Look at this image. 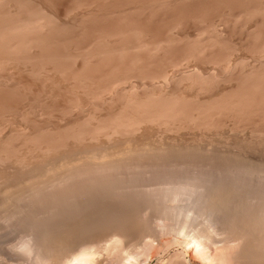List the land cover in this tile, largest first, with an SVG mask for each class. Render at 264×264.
I'll return each instance as SVG.
<instances>
[{
    "label": "bare ground",
    "instance_id": "6f19581e",
    "mask_svg": "<svg viewBox=\"0 0 264 264\" xmlns=\"http://www.w3.org/2000/svg\"><path fill=\"white\" fill-rule=\"evenodd\" d=\"M3 1L4 0H0V7H1V4L4 3ZM5 1H9L8 4L9 3L11 4V2H12L10 0H5ZM20 2H19V4H22V3H24V0L22 3H20ZM34 2H35V0H34ZM262 2H264V0ZM14 3H12V7H13ZM28 3H29V1H28ZM263 5H264V3H263ZM6 6H8V5H6ZM28 6H29V4H28ZM18 7L22 8V6H18ZM18 7H16V9H18ZM36 7H38V6H36ZM259 7L261 8V5ZM25 8L23 11H21V9L19 8V10H16L18 12H15V13H12L11 10L10 11L8 10L7 12H5L6 10H2L0 8V70L2 69L0 72H2V73L5 72V75H7L9 71H11V73H12L13 70H14V72L16 70H19V71L22 70V73L24 72L23 70H28V71H26L28 74L30 73L32 76V74L35 73V76H38V78H40L41 74H42V70L43 71L45 70L46 74L44 71L43 72L44 75L42 74L43 75L42 77L45 76L47 78V76L49 75L50 72L47 73L48 71H47L46 67L43 66L42 62L49 60V61H52V64L54 65V63L56 61H58V58L55 59L57 55H58V57H60L59 61H61V58H62L61 55L59 56V54H60L59 52H58L59 54H57V53H54L55 51L52 52L49 49L50 45H49V48H47L48 47L47 45L49 44V42H46L47 38L49 39V37L47 36V34H48L47 30L51 26L49 32H52V34H54L53 31H54L55 27L54 28L52 27V26H55L53 24L54 21H53L52 16L50 18L49 13L47 14L46 11H45V13L42 12V8H39L37 10L36 9L34 10L32 8L33 11L31 10V8L30 9L26 8V9H29L31 11L24 12L26 10ZM14 10H15V8H14ZM38 10H40V11H38ZM261 11H264V10L261 9L260 12ZM53 16H54V13H53ZM73 16H75V15H73ZM132 17H134V16H132ZM56 18H59V17H56ZM128 18H129V16H128ZM251 18H249V19H251ZM60 19H62V18H60ZM51 20H52V25H51ZM64 20H65V18H64ZM55 23H56V21H55ZM76 23H78V22H76ZM236 23H238V22H236ZM212 24H214V23H212ZM220 24H222V23H220ZM60 25H61V23H60ZM181 25H182V23H181ZM240 25H242V24L240 23ZM69 27L70 26H68V28ZM218 27L220 28V26H218ZM52 28H53V31L51 30ZM64 28H65V25H64ZM71 28H73V27H71ZM174 28H176V27H174ZM56 29H58V28H56ZM56 29H55V31H56V35H57ZM59 29H61V28L59 27ZM209 29H212V26H210ZM68 30H72V29H67V32H68ZM65 31H66V29H65ZM213 31L215 32V30H213ZM67 32H65V34ZM134 32L136 33V31H134ZM60 33H62V32H60ZM60 33H59V35H60ZM49 34H51V33H49ZM219 34H221V33H219ZM51 35H49V36H51ZM178 35H176V36H178ZM212 35H215V34H212ZM212 35H209L212 38L207 37V39L210 38L207 41L208 43L206 42V39H205L206 43L202 44L204 42V41H202L201 42L202 45L199 43L201 41V38H200V41L199 42L197 41L199 43V45L196 43V45L199 46V48L197 50L203 51V49L205 50V48H207L208 46L210 47V45L213 46L214 43L216 44V42H218V40L220 38L219 37L216 38L215 36L213 37ZM251 35H252V33H251ZM256 35H258L257 32H256ZM61 36H63V35H61ZM69 36H71V35H69ZM181 36H182V34H181ZM200 36H203V35H198L197 37L199 38ZM220 37H222V34ZM223 39L224 38H222V40ZM60 40H62V39H60ZM142 40L145 41L144 39H142ZM169 40H171V39H169ZM194 40H196V37L192 41H194ZM105 41L107 43H109L107 40H105ZM137 41H141V40H139V38H138ZM163 41H160V42L157 41L158 43L154 42L155 44L152 47H150L151 45L149 43L153 44L152 43L153 41H151V42L149 41V43H142L141 42L140 44L138 43L139 45L135 44L134 50H133V48H130V47H133V45L128 46V47L130 49H132V51H134V52H135L136 48H137V52H140L142 50V48L148 47L146 50L149 52L148 49L156 50V49H159V47L161 45H162V47L165 46V45H163V43H164ZM175 41H177V40H175ZM263 41H264V39L262 40V42ZM165 42H167V41H165ZM220 42H222L221 39H220ZM61 43H63V42H61ZM165 44H166L165 47L167 48L169 45L167 46V43H165ZM168 44H170V43H168ZM64 45H62V46H64ZM217 45L213 46L212 48L217 47ZM228 46H227V48H228ZM59 47H61V46H59ZM124 47L121 48V46H120V48H118L116 50H114L115 47H113L114 49L110 50V51H111V53L118 52V54L120 55V56L118 55V57L121 58L122 57L121 55L124 54L125 52H127V50L124 51L125 48L128 49V47H125V48ZM218 47H220V46H218ZM261 47H262V49L261 48H259V49L264 52V46H261ZM194 49L192 48V50H194ZM235 49H236V47H235ZM55 50L57 51V46H56ZM86 50H84V52ZM106 50L102 49V50H100L102 52H100V53L98 52V53L104 54V53H107L109 51V50H107V51ZM146 50L144 49L143 51H146ZM161 50H158L157 52H159V51L161 52ZM206 50H208V49H206ZM240 50H242V49H240ZM66 51H68V50H66ZM66 51H65V53H66ZM132 51H130V52L132 53ZM190 51H191V49H190ZM228 51H230V50H228ZM228 51H226V53ZM261 51H260V54H261ZM93 52H95L94 54L97 57L98 55H97L96 51H91L92 55L90 52H88V54H90V55H88V54L86 55V53H85L84 56L82 54L78 53L79 55H82V56H79V55L78 56L81 59L84 58L83 60H85V57H86V59L88 58L89 60L87 62L90 63V58L94 57ZM157 52H155V53H157ZM188 52H189V50H188ZM188 52H186V53H188ZM254 52H255V50H254ZM263 52L261 54L262 56H264ZM68 53H69V51H68ZM109 53L110 52H108V54ZM115 53H113V54H115ZM127 53H129V52H127ZM198 53H200V52L198 51ZM204 53H206V51ZM213 53L214 52H212V54ZM226 53H224V54H226ZM230 53L232 54V52H229L228 54H230ZM233 53H234V51H233ZM55 54H57V55L55 56ZM62 54H64V53H62ZM149 54H150V52H149ZM192 54H193V52H192ZM235 54H237V53H235ZM66 55H68V54H66ZM199 55L201 56V53ZM207 55H208V53H207ZM63 56H65V55H63ZM70 56H72V55H70ZM100 56L103 57L102 55H100ZM100 56H98V57H100ZM106 56L107 55H105V57ZM138 56H141V55H138ZM190 56H192V55H190ZM214 56H216V55H214ZM68 57H69V55H68ZM74 57H75V55H74ZM125 57L126 56L123 55L122 58H125ZM130 57H132V56L129 55V57L127 59H129ZM135 57L133 59L134 62L136 61ZM208 57H207V59H208ZM219 57L221 58L222 56L220 55ZM227 57L228 56H226V58ZM229 57L231 58V56H229ZM232 57H234V56L232 55ZM120 58H117L118 59L117 61H121V60H119ZM186 58H187V56H186ZM226 58H223L224 63H226V61H228V60L229 61L225 65H224V63L222 64V65H224L222 67L224 72L220 70L221 73H224V74H226L225 71H228V73H229L230 71L232 72L234 68L236 70V66L238 67L237 64L240 61L239 60L238 63L236 62L234 64V63H232L233 61L231 62L230 59L227 60ZM45 59H47V60H45ZM71 59H69V60L71 61ZM127 59H125V60L123 59V60L126 62ZM207 59H206V61H207ZM211 59H212V57H211ZM223 59L221 58V61ZM225 59H226V61H225ZM263 59L264 58L259 60L258 64L260 65V67L264 66V60ZM72 60H74V59H72ZM95 60H97V59H95ZM129 60H131L130 62H132V59H129ZM129 60L127 62H129ZM108 61H109V59H108ZM143 61H146V60L144 59ZM67 62H68V60H67ZM257 62L258 61H256V63ZM85 63H86V61L84 62V64ZM217 63H218L217 65H219V62H217ZM240 63H241V61H240ZM256 63L255 64L253 63L254 65H251L252 63L249 64L250 67L248 65L247 67H249V68H247V71H245L243 74L241 72H243L244 70L242 71V69H240L241 72L239 70L241 75L245 74V77L243 76L244 77L243 84L245 85L246 82H248V81H249V84L251 83V87L249 86L251 88L250 93H248L249 92L248 91L249 87H248V90H246V91L240 90L241 93L239 94V96L238 97L234 96L233 99H227V97L224 96L223 100L221 98H218L221 100H217V99H215L216 97L215 98L213 97L214 99H212V101H211V99L207 100L206 103L211 101V103H208V105L205 104V101L204 102L202 101L203 104L199 103L200 105H198V106L193 104V106H196V107L193 108L195 110V111L193 110L194 112H192V109H191L192 113L190 112V114H191L192 118L191 117L190 118L195 120V121L196 120L201 121L200 119L203 116H205L206 119L204 117L203 119H205V120L202 119V121H205V122H200V123L198 122L199 124L197 122H191V121H189L188 123L189 124H190V122L193 123L194 128H196L198 126V129H201L202 126H204V128H209V129L212 127L213 128L214 127H216V128L221 127L222 128V126L225 127L224 124L226 121L224 122L222 120L223 121L222 122L221 120L217 121V119H216V121L211 122V120H212L211 118L214 117V115H213L214 113L219 114V113H222L223 110L224 111L226 110L227 115H229V113H231L235 109H237L238 112L244 113V112H242L245 110L243 108H246L249 105L251 106V104L254 105L257 100H260V102L264 101V88H263V86H264V69L262 68L263 71H261V69L256 68L258 65V64L256 65ZM37 64H39L40 67L39 66L36 67ZM60 64H62V63H60ZM129 64H131V63H129ZM139 64H140V62H139ZM169 64H171V62ZM176 64L174 67H176V66L180 67V65H176ZM241 64H244V60H243V63H241ZM45 65L48 66L49 64H45ZM119 65H118V67H119ZM137 65L138 64H136V66ZM150 65H152V64H150ZM188 65H190V64H188ZM220 65H219V67H220ZM240 65H239V67H240ZM246 65H244V66H246ZM51 66L49 65V67H51ZM74 66H75V64H74ZM82 66L83 65H81V67ZM128 66H127V68H128ZM146 66H147V64H146ZM161 66H163V65H161ZM8 67H10L13 70H10V68H9V71L6 74V71H4L3 68L6 69ZM54 67H51V68H54ZM75 67H77V66H75ZM115 67H116V65L113 68H111V70L114 69ZM139 67L141 69V65ZM183 67H184V65H183ZM191 67H194V66H191ZM131 68H129L130 73H131V71L133 72V71L137 70L135 68H134L135 70H132ZM142 68H143V66H142ZM144 68L146 69L147 67L144 66ZM48 69H50V68H48ZM71 69H72V67H71ZM163 69H165V68H163ZM220 69H221V67H220ZM55 70H57V69H55ZM138 70H137V73H138ZM168 70H171V69H168ZM50 71H51V69H50ZM113 71L112 72L115 74L116 70H113ZM161 71H162V69H161ZM220 71L218 70V72H220ZM31 72H33V73H31ZM59 72L60 71L57 70L58 74H59ZM125 72H126V70H125ZM147 72L148 71H146V73H145V71H144L145 74L141 75L140 78L150 79L149 81H151V83H150L151 86H153L154 84L157 86V84H156L157 82H155V81L156 80L158 81V78L162 77L163 79L162 78L161 79L164 80V83H167L169 85V86L168 85H166V86L171 87L170 86L171 80L173 81L175 79V77H169L168 76L169 73L167 72V70H165V72H162V74L161 73H159V74L158 73L157 74H155V73L154 74H148ZM213 72L214 71H212L211 73H208V71H206V73H205V72H203V69L201 71V70L195 68L194 72L193 71L188 72V73L184 72V73L179 74L178 77H179L180 81L181 80L190 81L189 82L190 85L192 83L193 84L198 83L197 86L200 84V86H198V88L199 87L201 88V85L204 87V85H206L207 82L209 83V80H211V79L215 80L217 78V80H218V77L221 74H218L216 72L213 73ZM22 73H20V74H22ZM61 73H63V72H60V74ZM77 73H78V75L81 76V74L79 72H77ZM85 73L83 72V74H85ZM127 73H124V76ZM15 74L12 73L11 76H7V77H9L7 79H10V78L13 79V77L17 78L18 76H16ZM39 74H40V77H39ZM110 74H112L111 71H110ZM224 74H222V75H224ZM234 74H235V72H234ZM9 75H10V72H9ZM64 75H65L64 76L65 79H68V77L66 78V75L70 76L68 74H64ZM105 75H107V73H105ZM226 75H224L223 78H221L222 77L221 76L219 80H221V81H222V79L224 80V77ZM232 75H233V72H232ZM232 75L230 77H232ZM72 76H74V75H72ZM77 76L75 75L76 78H78ZM89 76H86V78ZM116 76H117V74H116ZM116 76L115 77L113 76V78H111L107 81H104V82L100 81L102 83H100V84L97 83L98 84V85H96L97 87H92L91 85H89V83L84 80V78H85V76H84L83 78L80 77L79 79L76 80V81H78L77 87H79V89H81L80 91H82V92L78 91L77 90L78 88L76 86L72 87V91L76 92V90H77L76 93L80 92V94L81 93L90 94L91 97L97 99V101L101 100V102H104V104L106 102L109 103V101H112L116 95H119L120 98L122 97L123 99H125V101H123L124 103L122 105V108L121 109L119 108L120 110L117 113L111 114V117L108 119L109 121L106 120L107 122L104 121L103 124L101 123V125H98V126H97V123H98L97 122L96 127L93 128L95 130L92 129L93 132L90 131L91 132L90 134H87V133L83 132V130L81 131L80 129H79V131L77 130L78 132L75 131L76 133L73 131L75 133L73 135L76 138L77 143L79 142L78 144L83 145L84 143H82V142H84V141L87 142V140L90 139L88 141V142H91V144L89 143L90 145H87V146L81 145L82 147L81 146H79V148L74 147L75 149L73 147H69V148H73V149L70 150L69 152H65V153L63 152V153L59 154L57 152L58 155H56V157H55V154L53 155L55 160L53 159L52 162L49 161V159H47V157H46V160L43 159V160H45V162L43 161V163L41 162V164L39 162H38V164H36L32 161V164H36V165H33L35 167L33 168V166H32V169L30 171H28V172L26 171V174H28L27 177H26V175L22 174L23 176H25L24 179H16L14 184L9 185V186H8V183H7V185L5 184L6 186H3L4 183L0 184V198H1L0 199L1 200L0 201V212H2V210H3L6 214V217H3V218L8 217L9 219L11 218V220L17 219L16 222H18V223H16V224H21V227H23V225L25 224L24 228L26 229L28 227V229L30 230V232L29 231L25 232V234H23V235L20 234L21 236L19 238L17 237L18 239H16L15 242L13 241L10 243H6V242L0 240V261H2V259L4 260L6 258V257L3 258V254H4L5 256L7 255L8 257L10 255L16 257L17 262L21 263V264H104L105 261H107V259H108V258H106V256L108 254L111 255L112 253L114 254V252L116 253L118 251L117 254L119 253L120 256L117 255V257L119 256L122 258V259L119 258V260H121L123 264H132V261H136L135 260V259H137L136 257H138V256L140 257L139 254L142 253L141 251H143V247H144V253H145V247L147 248L146 245H148V247L153 246V248H152L153 251L151 253L149 252L150 254L146 252L147 258L152 260L151 258H153V257L155 259H156V257H158V258L162 257L164 259V258H166L165 256H167V257H169V259H166V260H168L167 262H165L166 264H222L221 262H223V261H228V264H231V263H229V261H231V262L235 261V264H236L237 261L243 263L244 261H242V260H245V261L249 260L247 258L252 253L248 255L249 252L246 254L247 251L246 252L242 251V249H244L245 245H249V243L251 245V243H252L251 241L254 240L253 242H255V245L252 243L253 246L257 245L260 248H262V247L264 248V162L258 161V160L254 161L253 160L254 158H250L251 155L249 156L246 154L247 152H245L246 151L245 149L247 148L246 147L247 145L246 146L242 145V143L239 140H237L238 139L237 137H239V139H240V137H242V142H243L244 141L243 136L245 134H243V132H242L243 136H239L240 134H238V136L236 137V135H237L236 134L235 136H233L234 138L233 137L230 138L231 136L226 137L224 133L222 134L221 132L217 131L219 133V135H221V134L224 135L223 137L218 139V135H216L217 132L215 133V131L218 129H216L214 131V134L216 136L215 138L211 137L214 134L213 135L209 134L207 136H210V137L205 138V139L212 138L209 140V142H208V140H207V142L206 141L204 142V140L202 142L201 138L202 137L204 138V136H201V137L199 136L200 137L199 138L197 135L194 136L193 134L192 135L194 137L190 136L188 138L187 137L184 138V136H183L184 134L182 135V137H180V136L176 137V135L178 133L175 136H173L175 133L173 135L171 133H170L171 135H168V134H162L161 135L158 133L161 129L164 132L172 131V133H173V131H175V130L178 132V129L183 128L182 125H184L185 122L188 121V120H185L187 116L189 117V113L186 112L187 107L183 108L184 104L182 105V103H181V100H182L181 97L183 94L181 95L179 93L181 95V97L179 98V96L177 95L178 92H175L176 90H174V91L168 90V88H166L167 89L166 90V89H164L165 86L162 87L163 83L162 84L159 83L161 85V87L160 88L157 87L158 90L156 88L153 90V88L150 87V88H152V91L150 89V91H147V92L145 91L144 95H137V94H135V91H134V90H137V89H135L136 85L133 83L130 75H126L125 77H118V76L116 77ZM23 77H24V75L22 76V78ZM26 77H29V76L25 75V82L24 83H26V79H27ZM45 77H44V80H45ZM57 77H59V76H57ZM57 77L53 76L54 80H56ZM136 77H137V75H136ZM48 78H50V77H48ZM59 78L61 80H63L62 76ZM59 78L57 80H60ZM107 78H108V76H107ZM133 78H134V76H133ZM239 78L240 77L237 76V81L239 80ZM1 79H3V77H1ZM7 79H5V80H7ZM12 79H10V80H12ZM20 79H19V81L22 80V79L21 80ZM30 79H31V77H30ZM241 80L243 81V78H241ZM241 80L239 82L240 84L242 82ZM2 81H4V79ZM9 81H8V83H7V81L4 83H7L9 85ZM12 81L14 82V79ZM19 81H18V83H22ZM23 81H24V79H23ZM37 81H39V80H37ZM71 81H74V80H71ZM96 81H98V79ZM57 82H59V85H60V81H57ZM91 82H93V81H91ZM126 82H130V87L128 90L125 89V88H127L126 86H128L125 84ZM146 82H147V80H146ZM15 83H17V82H14L13 84H15ZM27 83H28V81H27ZM62 83H61L60 87H62ZM76 83H75V85H76ZM152 83H154V84H152ZM214 83H215V81H214ZM10 84H12V83H10ZM66 84L64 85V83H63L64 86H66ZM68 84H69V82H68ZM72 84H73V82H72ZM235 84H236V82H235ZM240 84H238L239 86L237 85L238 86L237 88L240 87ZM57 85H58V83H57ZM124 85H126L125 88H124ZM195 85H193V86H195ZM227 85H228V83H227ZM4 86H6V85H4ZM67 86H69V85H67ZM28 87L30 89L29 85H28ZM39 87H41V86H39ZM46 87H47V85H46ZM175 87H176V84H175L174 88ZM241 87H242V85H241ZM241 87L239 89H241ZM43 88H41V89H43ZM57 88H58V86H57ZM73 88L74 89L77 88V89L74 90ZM178 88H179V86H178ZM237 88H235V89H237ZM4 89H5V87H4ZM24 89H25V87H24ZM31 89H32V87H31ZM59 89L60 88H58V90ZM64 89H65V87H64ZM64 89L62 90L63 92H64ZM145 89H146V87H145ZM202 89L204 91L205 88H202ZM245 89H247V88L245 87ZM1 90H2V88L0 89V91ZM10 90L13 91V89H10ZM46 90H47V88H46ZM58 90H56V91H58ZM143 90H144V88H143ZM7 91H8V87H7ZM28 91L31 92V90H28ZM28 91H27V93H28ZM36 91H37V89H36ZM56 91H55V93L57 95ZM59 91H61V90H59ZM232 91H233V88H232ZM237 91L239 92V90H237ZM13 92H15V91H13ZM32 92H34V91H32ZM40 92H41V90H40ZM43 92H44V90H42V93ZM67 92H68V88H67ZM42 93H40V94H42ZM51 93H53V94H51V95L49 93H47L48 95L45 94V97L43 98V100L46 97L47 98L50 96L52 97V95H54V91L53 92L51 91ZM60 94L61 93L59 92V95ZM84 94H82V96ZM11 95H12V93H11ZM18 95H19V93L16 96L19 97L20 95L19 96ZM59 95H58V98L60 97ZM74 95L75 94L73 93V97H74ZM3 96L7 97V95H3ZM31 96L34 98L35 95H31ZM210 96H212V95H210ZM88 97L91 98L90 96H88ZM88 97H86L85 99H88ZM184 97L185 96L183 95L182 98H184ZM193 97H195V96H193ZM197 97H199V96H197ZM219 97H220V95H219ZM25 98H26V96H25ZM56 98H57V96H56ZM70 98H72V97H70ZM93 98H91L90 100L92 101ZM67 99H68V101L70 100L68 96H67ZM77 99H78V97H77ZM20 100L23 101V99H20ZM48 100H49V98H48ZM55 100H57V99H55ZM6 101H8V99ZM24 101H26V100H24ZM27 101H26V103H30ZM93 101L95 103V100H93ZM185 101H186V97H185ZM46 102H47V100H46ZM71 102H69V103H71ZM73 102H74L75 106L77 103H79V101H77V103H75V101H73ZM196 102L197 101H195V104H196ZM33 103H35V102H33ZM33 103H31V105ZM85 103H88V102H85ZM121 104H122V102H121ZM185 104H186V102H185ZM6 105H7V102H6ZM20 105H22V103ZM20 105H19V107H20ZM43 105H45V104H43ZM47 105H48V103L46 104V106ZM66 105H67V103H66ZM74 105H72V106H74ZM89 105H90V103H89ZM9 106H6V107L8 108ZM78 106L80 108H82L81 107L82 103H80ZM104 106H106V105H104ZM256 106H257V104H256ZM260 106H259V108H260ZM87 107H89V106H87ZM30 108H32V107H30ZM49 108L54 109L50 106H49ZM49 108H47V110ZM59 108L61 110V107H59ZM69 108H70V110H69ZM69 108H68L69 112L71 110L73 111V109H74L73 107H69ZM78 108H75V110H77ZM24 109H25V104H24ZM43 109H45V108L43 107ZM65 109H64V111H66ZM4 110L2 108L1 114H3ZM22 110H23V107H22ZM19 111L16 113H19ZM68 111H66L67 114L69 113ZM212 111H214V112H212ZM251 111H249V112H251ZM8 112H11V111L9 110ZM27 112H28V110H27ZM27 112H26V114H27ZM29 112L31 113V111H29ZM50 112H48V113H50ZM66 112H64V114ZM82 112H84V111H82ZM246 112H248V111H246ZM256 112H259V111L256 110ZM262 112H263V110L261 111V113ZM34 113H35V111H34ZM48 113L46 115L49 116ZM61 113H59V114H61ZM89 113H90V111H89ZM223 113H222V115H223ZM233 113L235 114V112H233ZM5 114H3V115H5ZM10 114H12V113H10ZM13 114H14V112H13ZM217 114H216V117L218 118ZM246 114H248V113H246ZM262 114L264 115V113H262ZM3 115H0V117H3ZM55 115H56V110H55ZM69 115L71 117L72 114L69 113ZM69 115H67V116H69ZM220 115L221 114H219V116ZM227 115L225 114V116H227ZM251 115H252V112H251ZM8 116H9V114H8ZM23 116L24 115H22L21 118L24 121L25 118H23ZM27 116H25V117H27ZM30 116H31V114H30ZM30 116H28V118ZM48 116H45V117H48ZM56 116H59V115H56ZM230 116L233 117V115H230ZM230 116H229V118H230ZM31 117H34V116H31ZM93 117H92V119H93ZM13 118H14V116H13ZM28 118L26 119V121L28 120ZM73 118H76V117H73ZM105 118L106 117H104V119ZM241 118L246 119L244 117H241ZM100 119H102V118H100ZM235 119H236V117H235ZM80 120H82V117ZM94 120H96L95 117H94ZM233 120H234V118H233ZM13 122H15V121H13ZM88 122H86V123L90 124L89 126H91L90 121H88ZM94 122H92V123H94ZM229 122H230V120H229ZM231 122H232V120H231ZM235 122H237V121L235 120ZM40 123H41V121H40ZM67 123H69V122H67ZM67 123H65V124H67ZM73 123H75V122H73ZM240 123H242V122H240ZM232 124H233V122H232ZM232 124H231V126H232ZM3 125H4V123H3ZM67 125H69V124H67ZM77 126H78V123H77L76 127ZM235 126L237 127L236 124H235ZM0 127H1V129L4 128L2 125H0ZM11 127H12V125H11ZM38 127H40V126H38ZM76 127H74V128H76ZM189 127L191 128V126H189ZM236 127H234V128H236ZM240 127L242 128V126H240ZM240 127H239V129H240ZM243 127L245 128L246 125ZM8 128L9 127H7V129ZM67 128H68V126H67ZM79 128H81V127H79ZM185 128H188V127H185ZM12 129H13V127H12ZM54 129H55V126H54ZM61 129H63V128H61ZM236 129H238V128H236ZM35 130H37V128ZM35 130L33 129L32 131H35ZM48 130L46 129V131H48ZM162 130H161V132H162ZM205 130H208V129H205ZM213 130L214 129H212L211 134L213 133ZM224 130H226L225 133H227L228 129L224 128ZM229 130H230V126H229ZM232 130L234 131L233 128H232ZM243 130H244V132H246L245 129H243ZM8 131H10V130H8ZM18 131H20V130H18ZM41 131L42 130H40V132ZM51 131L52 130H50V132ZM54 131L56 132V139H57V136H58L57 134L59 133L60 130L56 131V129H55ZM180 131H182V130H180ZM220 131H223V130H220ZM233 131L231 132V130H230L231 133L235 134V132H233ZM259 131H258V133H259ZM65 132L66 131H64V133ZM230 132L228 131V134H226V135L229 136ZM236 132H237V130H236ZM261 132L262 131H260V133ZM6 133H8V132H6ZM38 133H39V130H38ZM44 133L46 134L45 130L42 133H40L39 135L41 136ZM61 133L62 132H60V134ZM101 133L103 134V136H99ZM208 133H210V132H208ZM253 133H255V132L253 131ZM45 134H44V136H45ZM234 134H232V135H234ZM12 135H13V133H12ZM22 135H24V133ZM33 135H29L30 137L29 136L28 137L31 138V136H32L34 138L36 136V134H35V136H33ZM39 135L36 136V138L40 139ZM65 135H64V138H66V140H68L67 139L68 133H67V137H65ZM9 136H10V133H9ZM20 137H21V135H20ZM60 137H62V139H63V136L60 135ZM69 137H71V135ZM224 137H225V139H224ZM0 138H1V136H0ZM10 138H11V136H10ZM16 138H17V136H16ZM72 138H73V136H72ZM72 138H71V141L75 139V138L74 139H72ZM216 138L218 140H216ZM35 139H33V142ZM49 139L51 140L50 137H49ZM58 139H61V138H58ZM245 139H246V136H245ZM9 140L11 141V139H8L7 141L9 142ZM13 140L11 143H14ZM232 140H233L232 143L236 144V146L240 142L238 145L239 148H237L238 146L236 147L238 150H235L236 148L230 149L229 146L227 145V143H229V145H231L230 141H232ZM260 140L261 139H259L258 141H260ZM31 141H32V139H31ZM250 141H251V139H250ZM18 142H20V139ZM25 142L26 141H24V143ZM38 142L40 143V141H38ZM74 142H75V140H74ZM2 143L3 142H1V145H2ZM21 143H23V142H21ZM34 143L37 144L36 142H34ZM45 143H47V142H45ZM56 143H53L54 144L53 149L57 146V145H55ZM62 144H63V142H62ZM244 144H245V142H244ZM250 144H252V143H250ZM10 145H12V144H8V147ZM14 145L15 144H13V146ZM22 145H20V146L23 147ZM225 145H227L228 147H226ZM4 146L6 148L7 145H4ZM13 146H11V147H13ZM40 146H43V145L39 144L38 148H40ZM64 146L66 148L65 144H64ZM224 146H225V148H224ZM50 147L51 146H49V149L47 147V150L49 152L53 151L52 147L51 148ZM77 147H78V145H77ZM13 148H11V149L14 150ZM32 148H34V147H32ZM35 148H36V151H38L37 146ZM57 148L60 149L61 147L58 146ZM1 149H3V148H1ZM6 149H8V148H6ZM22 149L23 148H21V150ZM62 149H63V147H62ZM39 150H41V149H39ZM47 150H46V152L43 150L44 153H47L48 152ZM67 150H69V149H67ZM55 151H57V149ZM55 151H53V152L56 153ZM248 151H249V149H248ZM250 151H251V149H250ZM21 152L22 151H20V153ZM27 152L29 154L32 153L31 149H29V151H27ZM53 152H51L50 154H46V155L44 154V157L47 155L50 156ZM39 153H41V151ZM7 156H9V155H7ZM22 156H24V155H22ZM26 156H28V154ZM41 156H43V154ZM1 157H2V155H1ZM28 158H30V157H28ZM38 158L39 157H37L36 159L38 160ZM49 158H51V156ZM5 159H6V157H5ZM33 159H35V157ZM22 160L24 161V159H22ZM38 161H40V160H38ZM46 161H48L49 163ZM25 162H27V164H28V159ZM22 163L19 165L20 167H21ZM29 163H31V162H29ZM46 163H48V165ZM23 165L26 168V165L25 164H23ZM28 167H31V165ZM25 168H23V173H25V170H24ZM13 169H15V167ZM26 170H27V168H26ZM12 175L10 177H12ZM14 176H16V175H14ZM10 177H8L9 180L11 179ZM2 182H5V180ZM0 183H1V181H0ZM9 183H11V182H9ZM2 213H1V215H3ZM0 217H1L0 219H2V216H0ZM1 223H2V221H1ZM9 225L11 226L10 223H9ZM9 225H6V226L9 227ZM19 227L20 226H18V228ZM19 229L21 232H23V230H25V229L21 230V228H19ZM15 230H16V228H15ZM9 231H11V230H9ZM8 233H10V232H8ZM3 234H4V232H3ZM238 239L241 240L240 242H242V240H243V243H244V244H241L240 246L238 245V247H240V248H241V246L243 247L242 249H239L241 251H238L237 250L238 248L236 249L237 251L233 250V248H231V247H233V245L231 246V244L232 243L234 244V242L237 241ZM250 247L251 246H249V248ZM259 247H257V248H259ZM115 250H117V251H115ZM148 250L150 251L151 249H147V251ZM144 253H142V255ZM263 255H264V253H263ZM9 259H11V258H9ZM160 260H159V262H160ZM251 260L253 262L252 258H250L249 261L251 262ZM164 261H165V259H164ZM249 261H247V262H249ZM148 262H149V260H148ZM233 262H232V264H234ZM239 262H238V264H239ZM250 262L248 264H250ZM255 262H257V261H255ZM165 263H163V264H165ZM15 264H17V263H15ZM226 264H227V262H226Z\"/></svg>",
    "mask_w": 264,
    "mask_h": 264
},
{
    "label": "rangeland",
    "instance_id": "374dc122",
    "mask_svg": "<svg viewBox=\"0 0 264 264\" xmlns=\"http://www.w3.org/2000/svg\"><path fill=\"white\" fill-rule=\"evenodd\" d=\"M10 1H12L11 2V4L9 3L8 4V2L9 1H3L4 3H2L1 4V9L4 7H6L5 9L3 8L2 10H6L5 12H7L8 10L10 11L11 10V12L12 13H15V12H18V11H16V10H19V8L21 9V11H23L24 10V8L26 7V8H31V10L33 11V9L35 10H37V9H39V8H42V12H44L45 13V11H46V13L48 14H50V18H51V16H52V18H53V24L55 25V26H52L53 28L55 27V29L56 28H58V29H56L57 30V35H56V31H55V29H54V31H53V28L51 29L52 31H53V33L54 34H52V32H49V30H50V27L48 28V34H47V36L49 37V39L47 38V40H46V42H49V44L47 45L48 47L47 48H49V45H50V50L52 51V52H54V53H57V54H59V56L61 55V61H59L60 60V57H58V55L57 54H55V56H56V58L55 59H57L58 58V61H56L55 63H54V65L52 64V61H44V62H42L43 63V66H45L46 67V69H47V73H49V75L47 76V78L45 77V80H44V77H42L43 75H44V71L42 70V74H41V77H40V74H39V77L40 78H38V76H35V73H33V72H31V73H33L32 74V76H31V74L29 73H27L26 71H28V70H23L24 72L22 73V70H16L15 72H14V70L13 69H11L10 67H8V68H3L4 69V71H6V74H7V72L9 71V68H10V70H13V74H15L16 76H18L17 78H14L13 77V79H14V82H17V83H15V84H13L14 82L12 81L13 79L12 78H10V79H12V80H10V79H7V78H9V77H7V76H11V71H9L10 72V75H9V72H8V74L7 75H5V72L4 73H2V72H0V76L1 77H3V79H4V81H2L3 79H1V77H0V89L2 88V90L4 91H0V115H3V114H5V115H3V117H0V122L2 123H0V125H2L4 128H2L1 129V127H0V136H1V138H0V141L1 142H3L2 143V145H1V142H0V161L2 162H0V181H1V183L0 184H3L4 183V185L3 186H6L7 185V183H8V186L9 185H12V184H14V182L16 181V179H24L25 178V176H23V175H26V177H27V175L28 174H26V171L28 172V171H30L31 169H32V166L33 165H36V164H38V162L41 164V162L43 163V161L45 162V160H46V157H47V159H49V161H51L52 162V160L54 159V157H53V155L55 154V157H56V155H58V153L60 154V153H65V152H69L70 150H72L74 147H76V148H79V146H81L82 144H78L77 143V141H76V138L74 137V135L73 134H75L76 132H78L79 131V129L82 131L83 130V132H85V133H87V134H90L91 132H93V130H95V129H93L94 127H96V123H97V126L98 125H101V123L103 124L104 123V121H109L108 119L111 117V114H114V113H117L121 108H122V105H123V101H125V99H123L122 97V99L120 98V96L119 95H116L115 97H114V99L112 100V101H109V103L108 102H106L105 104H104V102H101V100H98L97 101V99H95V98H93V97H91V95L90 94H84V93H81L80 94V92H82V91H80L81 89H79V87H77V85H78V81H76L77 79H79L80 77L81 78H83L84 76H85V78H84V80L86 81V82H88L89 83V85H91L92 87H97L96 85H98L97 83H102V82H104V81H107V80H109V79H111V78H113V76L115 77L116 76V74H117V76L118 77H125L126 75H130L131 76V79H132V81H133V83L136 85V87H135V89H137V90H134L135 91V94H137V95H144L145 94V91L147 92V91H150V89H151V91H152V88H153V90L156 88L157 89V87L158 88H160L161 87V85L160 84H162L163 83V85H162V87H164V89H166V88H168V90H176L175 92H178V96H179V98L181 97V95L183 94L185 97H186V101H185V97L184 98H182L183 97V95H182V97H181V99L183 100H181V103H182V105H183V108H186V112H188L189 113V117L187 116L186 117V119L185 120H188V121H184L185 122V126L184 125H182L183 126V128H180V129H178V132L175 130V131H173V133H172V131H168V132H164L162 129V132H161V130L158 132L159 134H168V135H173L174 133V135L173 136H175L177 133V135H176V137L177 136H180V137H182V135L184 136V138H188V137H190V136H195V135H197L198 137L200 136H204V138L202 137L201 139H202V142H203V140H204V142L206 141L207 142V140H208V142H209V140L210 139H212V138H215L216 136H215V134H214V131L216 130V129H218V130H216L215 131V133L218 131V132H221L222 134L224 133L225 134V136L226 137H230V138H232L233 136H235L236 134V137L238 136V134H240L239 136H243L242 135V132H243V134H245L244 136H243V142H242V137H240V139H239V137H237L238 139L237 140H239L241 143H242V145H247L246 147V151L245 152H247L246 154L247 155H251L250 156V158H254L253 160L254 161H256V160H258V161H263L264 162V115L262 114V113H264V101H262V102H260V100H257L256 102H255V104L254 105H252L251 104V106L249 107H246V108H243V109H245L244 111H242V112H244V113H241V112H238V110L237 109H235L234 111H232L231 113H229V115H227V111L225 110H223V115H222V113H219V114H221L220 116H219V114H217V113H214L213 115H214V117H212L211 119V122L212 121H216V119H217V121H219V120H223L224 122H225V124H224V126L225 127H223L222 126V128L221 127H219V128H216V127H212V128H204V126H202L201 127V129H198V126L196 127V128H194L193 127V123H191V122H205V121H202V119L205 117V116H203L200 120L201 121H195V120H193V119H191L192 117H191V114H190V112H191V109H192V112H194L195 110L193 109L194 107H196V106H193V104L194 105H200L201 103L203 104V102L205 101V104H207L208 105V103H211V101H212V99H214L215 97V99H217V100H223L224 99V96H226L227 97V99H233L234 98V96L235 97H238L239 96V94L241 93V91H246V90H248V87L250 86L251 87V83L249 84V81L248 82H246V84L244 85L243 84V82H244V77H245V74L244 75H241V73L243 74L245 71H247V68H249L250 67V65L249 64H251V65H254L255 63H256V61H258L257 63H256V65L259 63V60H261L262 58H264V56H262L261 54H262V52L263 51H261L259 48H261L262 49V47L261 46H264V41L262 42V40L264 39L263 37H264V11H261L260 12V10L262 9V10H264L263 8H264V5H263V3L264 2H262L263 0H35V2H34V0H24V3H22L23 2V0H10ZM21 1V2H20ZM28 1H29V3H28ZM33 1V2H32ZM157 1V2H156ZM160 1V2H159ZM7 2V3H6ZM15 2V3H14ZM19 2L20 3H22V4H19ZM155 2V3H154ZM164 2V3H163ZM240 2V3H239ZM261 2V3H260ZM12 3H14L13 4V7H12ZM26 3V4H25ZM93 3V4H92ZM145 3V4H144ZM161 3V4H160ZM223 3V4H222ZM248 3V4H247ZM4 4V5H3ZM28 4H29V6H28ZM32 4V5H31ZM40 4V5H39ZM79 4V5H78ZM229 4V5H228ZM244 4V5H243ZM6 5H8V6H6ZM26 5V6H25ZM38 6V7H36V6ZM51 5V6H50ZM159 5V6H158ZM233 5V6H232ZM258 5V6H257ZM261 5V8L259 7ZM10 6V7H9ZM18 6H22V8L21 7H18ZM24 6V7H23ZM34 6V7H33ZM42 6V7H41ZM16 7H18V9H16ZM164 7V8H163ZM246 7V8H245ZM9 8V9H8ZM14 8H15V10H14ZM25 8V9H26ZM33 8V9H32ZM45 8V9H44ZM130 8V9H129ZM154 8V9H153ZM255 8V9H254ZM29 9H26L24 12H27V11H31V10H29ZM44 9V10H43ZM50 9V10H49ZM244 9V10H243ZM246 9V10H245ZM41 10V9H40ZM40 10H38V11H40ZM68 10V11H67ZM85 10V11H84ZM74 11V12H73ZM77 11V12H76ZM83 11V12H82ZM252 11V12H251ZM255 11V12H254ZM20 12V11H19ZM80 12V13H79ZM113 12V13H112ZM152 14H151V13ZM235 12V13H234ZM251 12V13H250ZM53 13H54V16H53ZM115 13V14H114ZM121 13V14H120ZM124 13V14H123ZM131 13V14H130ZM247 13V14H246ZM253 13V14H252ZM256 13V14H255ZM260 13V14H259ZM262 13V14H261ZM73 15H75V16H73ZM80 15V16H79ZM165 15V16H164ZM245 15V16H244ZM82 16V17H81ZM128 16H129V18H128ZM132 16H134V17H132ZM136 16V17H135ZM220 16V17H219ZM238 16V17H237ZM56 17H59V18H56ZM226 17V18H225ZM229 17V18H228ZM248 17V18H247ZM252 17V18H251ZM255 17V18H254ZM60 18H62V19H60ZM64 18H65V20H64ZM87 18V19H86ZM219 18V19H218ZM247 18V19H246ZM249 18H251V19H249ZM58 19V20H57ZM72 19V20H71ZM164 19V20H163ZM241 19V20H240ZM243 19V20H242ZM81 20V21H80ZM131 20V21H130ZM177 20V21H176ZM201 20V21H200ZM221 20V21H220ZM55 21H56V23H55ZM74 21V22H73ZM84 21V22H83ZM238 22V23H236V22ZM59 22V23H58ZM76 22H78V23H76ZM209 22V23H208ZM219 22V23H218ZM234 22V23H233ZM249 22V23H248ZM259 22V23H258ZM60 23H61V25H60ZM65 23V24H64ZM67 23V24H66ZM75 23V24H74ZM181 23H182V25H181ZM212 23H214V24H212ZM220 23H222V24H220ZM240 23L242 24V25H240ZM69 24V25H68ZM78 24V25H77ZM152 24V25H151ZM178 24V25H177ZM198 24V25H197ZM220 24V25H219ZM235 24V25H234ZM247 24V25H246ZM51 25H52V20H51ZM57 25V26H56ZM63 25V26H62ZM64 25H65V28H64ZM70 26L69 28H68V26ZM215 27H214V26ZM63 28H62V27ZM78 26V27H77ZM126 26V27H125ZM208 26V27H207ZM210 26H212V29H209V27ZM218 26H220V28L218 27ZM248 26V27H247ZM250 26V27H249ZM59 27L61 28V29H59ZM71 27H73V28H71ZM77 27V28H76ZM174 27H176V28H174ZM217 27V28H216ZM222 27V28H221ZM178 28V29H177ZM215 28V29H214ZM65 29H66V31H65ZM67 29H72V30H68V32H67ZM209 29V30H208ZM217 29V30H216ZM253 29V30H252ZM60 30V31H59ZM62 30V31H61ZM174 30V31H173ZM206 32H205V31ZM213 30H215V32L213 31ZM64 31V32H63ZM79 31V32H78ZM126 31V32H125ZM134 31H136V33L134 32ZM210 31V32H209ZM222 31V32H221ZM250 31V32H249ZM46 32V31H45ZM60 32H62V33H60ZM65 32H67L66 34H65ZM75 32V33H74ZM122 32V33H121ZM144 32V33H143ZM171 32V33H170ZM196 32V33H195ZM256 32H257V34L258 35H256ZM49 33H51V34H49ZM59 33H60V35H59ZM77 33V34H76ZM138 33V34H137ZM177 33V34H176ZM180 33V34H179ZM189 33V34H188ZM191 33V34H190ZM195 33V34H194ZM203 33V34H202ZM215 34V35H212V34ZM218 33V34H217ZM219 33H221L222 34V37H220L221 36V34H219ZM251 33H252V35H251ZM261 33V34H260ZM86 34V35H85ZM101 34V35H100ZM135 34V35H134ZM158 34V35H157ZM174 34V35H173ZM181 36V34H182V36L180 37L179 35ZM248 34V35H247ZM49 35H51V36H49ZM61 35H63V36H61ZM66 35V36H65ZM69 35H71V36H69ZM76 35V36H75ZM124 35V36H123ZM142 35V36H141ZM176 35H178V36H176ZM189 35V36H188ZM198 35H203V36H200L199 38L197 37ZM209 35H212L213 37L215 36L216 38L217 37H219L220 39H221V41L222 42H220V39L218 40V42H216V44L214 43L213 44V46H216L217 44V47H214V48H212L213 46L212 45H210V47L208 48H205V50L203 49V51L201 50H197L198 48H199V43L201 44V42L202 41H204L202 44H204V43H206L207 41H208V39H210V38H212L211 36H209ZM218 35V36H217ZM251 35V36H250ZM262 35V36H261ZM110 36V37H109ZM148 36V37H147ZM167 36V37H166ZM255 36V37H254ZM54 37V38H53ZM76 37V38H75ZM103 37V38H102ZM136 37V38H135ZM143 37V38H142ZM195 37H196V40H194V41H192L193 39H195ZM207 37H210V38H208L207 39ZM62 39V40H60V39ZM127 38V39H126ZM138 38H139V40H141V41H137L138 40ZM144 39L145 41H143L142 39ZM147 38V39H146ZM189 38V39H188ZM199 40H198V39ZM200 38H201V41H200ZM222 38H224L223 40H222ZM242 38V39H241ZM252 38V39H251ZM113 39V40H112ZM115 39V40H114ZM119 39V40H118ZM136 39V40H135ZM169 39H171V40H169ZM181 39V40H180ZM186 39V40H185ZM203 39V40H202ZM205 39H206V42H205ZM49 40V41H48ZM78 40V41H77ZM103 40V41H102ZM105 40H107L109 43H107ZM110 40V41H109ZM156 40V41H155ZM164 40V41H163ZM170 42H169V41ZM175 40H177V41H175ZM185 40V41H184ZM255 40V41H254ZM54 41V42H53ZM148 41V42H147ZM149 41L151 42V41H153L152 43L153 44H151V43H149ZM160 42V41H163L164 43H163V45H165L166 46V44L165 43H167V48L165 47V46H163L162 47V45L159 47V49H156V50H154V49H148L149 50V52H150V54H149V52L146 50L147 48H142V50L140 51V52H137V48L135 49V52L134 51H132V49H130V48H133V50H134V45L135 44H137V45H139L141 42L142 43H149L148 45L150 46V47H152L155 43L154 42H156V43H158V42ZM165 41H167V42H165ZM173 41V42H172ZM199 43H198V42ZM225 41V42H224ZM227 41V42H226ZM258 41V42H257ZM61 42H63V43H61ZM103 42V43H102ZM111 42V43H110ZM125 42V43H124ZM175 42V43H174ZM180 42V43H179ZM187 42V43H186ZM221 44H220V43ZM54 43V44H53ZM58 43V44H57ZM73 43V44H72ZM80 43V44H79ZM92 43V44H91ZM94 43V44H93ZM97 43V44H96ZM139 43V44H138ZM168 43H170V44H168ZM191 43V44H190ZM196 43L198 44V45H196ZM208 43V42H207ZM228 43V44H227ZM233 43V44H232ZM250 43V44H249ZM263 45H262V44ZM53 44V45H52ZM65 44V45H64ZM128 44V45H127ZM173 44V45H172ZM193 44V45H192ZM201 44V45H202ZM220 44V45H219ZM223 44V45H222ZM238 44V45H237ZM57 46V51L55 50L56 49V46ZM62 45H64V46H62ZM84 45V46H83ZM93 45V46H92ZM121 46V48L122 47H128V46H132L133 45V47H128V49H126L125 47V50L124 51H126L127 50V52H129V53H127V52H125L124 54H122L121 56L123 57V55H125L126 57L125 58H120V57H118V52H113V53H115V54H113V53H111V51L110 50H113L114 48L113 47H115V49L114 50H116V49H118V48H120V46ZM123 45V46H122ZM229 45V46H228ZM59 46H61V47H59ZM80 46V47H79ZM173 46V47H172ZM177 46V47H176ZM185 46V47H184ZM191 46V47H190ZM197 46V47H196ZM218 46H220V47H218ZM227 46H228V48H227ZM240 46V47H239ZM242 46V47H241ZM64 47V48H63ZM75 47V48H74ZM90 47V48H89ZM94 47V48H93ZM165 47V48H164ZM180 47V48H179ZM226 47V48H225ZM234 47V48H233ZM235 47H236V49H235ZM60 48V49H59ZM89 48V49H88ZM162 50H161V49ZM164 48V49H163ZM192 48L194 49V50H192ZM225 48V49H224ZM230 48V49H229ZM255 48V49H254ZM62 49V50H61ZM64 49V50H63ZM87 49V50H86ZM95 49V50H94ZM98 49V50H97ZM102 49H107V50H109L108 52H110L109 54H108V52L107 53H104V54H99L100 52H102V51H100V50H102ZM130 49V50H129ZM146 50V51H143V50ZM167 49V50H166ZM172 49V50H171ZM183 49V50H182ZM190 49H191V51L193 52V54H192V52L190 51ZM206 49H208V50H206ZM227 49V50H226ZM240 49H242V50H240ZM246 49V50H245ZM66 50H68L69 51V53H68V51H66ZM71 50V51H70ZM84 50H86L85 52H84ZM106 50V51H107ZM154 52H153V51ZM158 50H161V52L159 51V52H157ZM181 50V51H180ZM185 50V51H184ZM188 50H189V52H188ZM225 50V51H224ZM228 50H230V51H228ZM248 50V51H247ZM254 50H255V52H254ZM65 51H66V53H65ZM91 51H96V53H97V55L98 56H100V55H102L103 57H96L95 56V52H93V54H94V57H92V58H90V63H88L87 61L89 60L88 58L86 59V57H85V60H83L84 58H80L79 56H84L85 55V53H86V55L88 54V52H90L91 53ZM130 51H132V53L130 52ZM143 51V52H142ZM175 51V52H174ZM198 51L201 53V56L199 55L200 53H198ZM206 51V53H204ZM208 51V52H207ZM226 51H228L227 53H226ZM233 51H234V53H233ZM239 51V52H238ZM260 51H261V54H260ZM59 52V53H58ZM99 52V53H98ZM152 52V53H151ZM155 52H157V53H155ZM174 52V53H173ZM178 52V53H177ZM186 52H188V53H186ZM211 52V53H210ZM212 52H214L213 54H212ZM229 52H232V54L230 55V54H228ZM248 52V53H247ZM259 52V53H258ZM62 53H64V54H62ZM82 54V55H79V54ZM127 53V54H126ZM134 53V54H133ZM143 53V54H142ZM196 53V54H195ZM198 53V54H197ZM207 53H208V55H207ZM224 53H226V54H224ZM235 53H237V54H235ZM253 53V54H252ZM66 54H68L69 55V57H68V55H66ZM77 54V55H76ZM130 56H132V57H130L129 59H132V62H130L131 60H129V59H127L128 57H129V55ZM141 55V56H138V55ZM182 54V55H181ZM187 54V55H186ZM192 55V56H190V55ZM195 54V55H194ZM203 54V55H202ZM211 56H210V55ZM219 54V55H218ZM247 54V55H246ZM263 54H264V52H263ZM63 55H65V56H63ZM70 55H72V56H70ZM74 55H75V57H74ZM79 55V56H78ZM88 55H90V54H88ZM91 55H92V53H91ZM105 55H107L106 57H105ZM151 55V56H150ZM187 56V58H186V56ZM206 55V56H205ZM214 55H216V56H214ZM218 55V56H217ZM222 56L221 58L223 59V58H226V56H228L226 59L228 60V59H230L231 60V62L232 63H238V61L240 60L241 61V63H243V60H244V64H241L240 63V61H239V63L242 65H240L239 63L237 64L238 65V67L236 66V70H235V68L233 69V75H232V72L230 71L229 73H228V71H225L226 72V74H224V73H221V71H223L224 72V70L222 69V67L229 61H226V59H225V61H226V63H224V59L221 61V58L219 57V56ZM226 55V56H225ZM232 55L234 56V57H232ZM254 55V56H253ZM78 56V57H77ZM112 56V57H111ZM120 56V55H119ZM136 56V57H135ZM190 58H189V57ZM195 56V57H194ZM197 56V57H196ZM204 56V57H203ZM209 56V57H208ZM229 56H231V58L229 57ZM243 56V57H242ZM246 56V57H245ZM259 56V57H258ZM72 59H74V60H72ZM96 57V58H95ZM120 58L119 60H121V61H117L118 59L117 58ZM134 57L136 58V61L134 62ZM185 59H184V58ZM207 57H208V59H207ZM211 57H212V59H211ZM217 57V58H216ZM236 57V58H235ZM242 57V58H241ZM255 57V58H254ZM262 57V58H261ZM66 60H64V59ZM139 58V59H138ZM172 58V59H171ZM183 58V59H182ZM200 58V59H199ZM210 58V59H209ZM233 58V59H232ZM240 58V59H239ZM69 59H71V61L69 60ZM95 59H97V60H95ZM105 59V60H104ZM108 59H109V61H108ZM125 59H127L126 60V62L124 61ZM141 59V60H140ZM146 60V61H143V60ZM169 59V60H168ZM206 59H207V61H206ZM235 59V60H234ZM238 59V60H237ZM45 60H47V59H45ZM54 60V59H53ZM67 60H68V62H67ZM79 60V61H78ZM86 61V65L84 64V62ZM104 60V61H103ZM129 60V62H127ZM161 60V61H160ZM168 60V61H167ZM171 60V61H170ZM219 60V61H218ZM250 62H249V61ZM264 60V59H263ZM63 61V62H62ZM78 61V62H77ZM82 61V62H81ZM138 61V62H137ZM142 61V62H141ZM155 61V62H154ZM180 61V62H179ZM213 61V62H212ZM252 61V62H251ZM254 61V62H253ZM51 62V63H50ZM62 63V64H60V63ZM70 62V63H69ZM119 62V63H118ZM124 62V63H123ZM137 62V63H136ZM139 62H140V64H139ZM144 62V63H143ZM159 62V63H158ZM164 64H163V63ZM171 62V64H169ZM175 62V63H174ZM198 62V63H197ZM208 62V63H207ZM217 62H219V65H220V67H221V69H220V67H219V65H217L218 63ZM246 62V63H245ZM49 64L51 67H54V68H51V67H49V65L47 66V65H45V64ZM83 63V64H82ZM126 63V64H125ZM129 63H131V64H129ZM134 63V64H133ZM138 64L137 66H136V64ZM154 63V64H153ZM177 63V64H176ZM186 63V64H185ZM224 63V65H222ZM254 63V64H253ZM74 64H75V66H77V67H75L74 66ZM95 64V65H94ZM105 64V65H104ZM120 64V65H119ZM146 64H147V66H146ZM150 64H152V65H150ZM175 64L176 65H180V67H178V66H176V67H174L175 66ZM188 64H190V65H188ZM212 64V65H211ZM247 64V65H246ZM62 67H61V66ZM66 65V66H65ZM81 65H83L82 67H81ZM85 65V66H84ZM116 65V67L114 68V69H112L111 70V68H113L114 66ZM118 65H119V67H118ZM129 65V66H128ZM132 65V66H131ZM134 65V66H133ZM141 65V69H140V66ZM161 65H163V66H161ZM183 65H184V67H183ZM187 65V66H186ZM200 65V66H199ZM205 65V66H204ZM216 65V66H215ZM239 65H240V67H239ZM244 65H246V66H244ZM249 65V67H247ZM40 67V65L39 64H37L36 65V67ZM58 66V67H57ZM87 66V67H86ZM103 68H102V67ZM127 66H128V68H127ZM136 66V67H135ZM142 66H143V68H144V66L145 67H147L146 69L144 68H142ZM157 66V67H156ZM191 66H194V67H191ZM50 68L51 69V71H50V69H48V68ZM57 67V68H56ZM71 67H72V69H71ZM132 67V68H131ZM173 67V68H172ZM201 67V68H200ZM204 67V68H203ZM244 67V68H243ZM63 68V69H62ZM65 68V69H64ZM89 68V69H88ZM100 68V69H99ZM102 68V69H101ZM127 68V69H126ZM129 68H131L132 70H135V69H139L138 70V73H137V70H135V71H131V73L133 74H131L130 73V71H129ZM135 68V69H134ZM159 68V69H158ZM163 68H165V69H163ZM195 68L196 69H199V70H201L202 71V69H203V72H205L206 73V71H208V73H211L212 71H214L213 73H218V74H221L219 77H218V80H217V78L215 79V80H209V83L207 82L206 83V85H204V87L201 85V88L199 89L198 88V86H200V84L197 86V84L198 83H195V84H191L190 85V81H187V80H181L180 81V79H179V74H181V73H188V72H194V70H195ZM212 68V69H211ZM216 68V69H215ZM239 68V69H238ZM256 68H259V69H261V71H263V69H264V66L262 67H260V65L258 64L257 65V67ZM263 68V69H262ZM55 69H57L58 71H60V72H63V73H61L60 74V72H59V74L57 73V70H55ZM97 69V70H96ZM161 69H162V71H161ZM168 69H171V70H168ZM180 69V70H179ZM185 69V70H184ZM189 69V70H188ZM210 69V70H209ZM240 69H242V71L243 72H241V70ZM2 70V69H1ZM0 70V71H1ZM67 70V71H66ZM101 70V71H100ZM113 70H116L115 72V74L113 73L114 71ZM125 70H126V72H125ZM141 70V71H140ZM164 70V71H163ZM165 70H167V72L170 74H168V76L169 77H175V79L172 81L171 80V83H170V86L172 87H168L169 85L167 84V83H164V80H162L161 78H158V81L156 80L155 82H157L156 84H157V86L154 84V83H152V84H154L153 86H151V81H149L150 79H148V78H140L141 77V75H143V74H145L146 73V71H148L147 73L148 74H159V73H161L162 74V72H165ZM183 70V71H182ZM218 70L220 71V72H218ZM235 70V71H234ZM239 70H240V72H239ZM82 71V72H81ZM103 71V72H102ZM110 71H111V73L112 74H110ZM113 71V72H112ZM119 71V72H118ZM144 71H145V73H144ZM155 71V72H154ZM158 71V72H157ZM160 71V72H159ZM197 71V70H196ZM249 71V70H248ZM19 72V73H18ZM30 72V71H29ZM73 72V73H72ZM77 72H79L80 74H81V76L80 75H78V73ZM83 72L85 73V74H83ZM109 72V73H108ZM128 72V73H127ZM135 72V73H134ZM234 72H235V74H234ZM240 74H239V73ZM2 73V74H1ZM20 73H22L23 75H24V77L22 78V74H20ZM53 73V74H52ZM56 73V74H55ZM101 73V74H100ZM104 73V74H103ZM105 73H107V75H105ZM124 73H127V74H125V76H124ZM130 73V74H129ZM137 73V74H136ZM142 73V74H141ZM173 73V74H172ZM18 74V75H17ZM28 74V75H27ZM45 74H46V71H45ZM55 74V75H54ZM64 74H68V75H70V76H67L66 75V78L68 77V79H65V75ZM123 74V75H122ZM137 75V77H136V75ZM139 74V75H138ZM176 74V75H175ZM222 74H224V75H226L225 77H224V80L222 79V81L221 80H219L220 79V77L221 78H223V76L224 75H222ZM229 74V75H228ZM232 75V77H230L231 75ZM239 74V75H238ZM6 77H5V76ZM14 75V76H15ZM20 75V76H19ZM25 75L26 76H29V77H26L27 79H26V83H24L25 82ZM38 75V74H37ZM62 76V78H63V80H61L59 77H61ZM72 75H74V76H72ZM75 75L78 77V78H76L75 77ZM84 75V76H83ZM90 75V76H89ZM113 75V76H112ZM121 75V76H120ZM53 76L54 77H57V76H59V77H57L56 78V80L59 78L60 80H57V81H60V85H61V83L63 82L64 83V85L66 84V86H64L63 85V83H62V87H60V85H59V82H57L56 80H54V78H53ZM86 76H89V77H87L86 78ZM93 76V77H92ZM95 76V77H94ZM107 76H108V78H107ZM116 76V77H117ZM133 76H134V78H133ZM237 76H239L240 78H239V80L237 81ZM244 76V77H243ZM5 77V78H4ZM30 77H31V79H30ZM48 77H50V78H48ZM97 77V78H96ZM110 77V78H109ZM177 77V78H176ZM22 80H21V79ZM72 78V79H71ZM74 78V79H73ZM76 78V79H75ZM92 78V79H91ZM96 78V79H95ZM107 78V79H106ZM140 78V79H139ZM241 78H243V81L241 80ZM5 79H7V80H5ZM17 79V80H16ZM19 79L21 80V81H19ZM23 79H24V81H23ZM47 79V80H46ZM49 79V80H48ZM65 79V80H64ZM87 79V80H86ZM98 79V81H96ZM106 79V80H105ZM136 79V80H135ZM10 80V81H9ZM16 80V81H15ZM34 80V81H33ZM37 80H39V81H37ZM43 80V81H42ZM69 80V81H68ZM71 80H74V81H71ZM89 80V81H88ZM93 81V82H91V81ZM138 80V81H137ZM141 82H140V81ZM146 80H147V82H146ZM178 80V81H177ZM240 80L242 81L241 82V84L239 83L240 82ZM7 81V83H8V81H9V85L7 84V83H4V82H6ZM18 81L19 82H22V83H18ZM27 81H28V83H27ZM48 81V82H47ZM62 81V82H61ZM71 81V82H70ZM100 81H102V82H100ZM211 81V82H210ZM214 81H215V83H214ZM218 81V82H217ZM236 82V84H235V82ZM42 82V83H41ZM45 84H44V83ZM53 82V83H52ZM68 82H69V84H68ZM72 82H73V84H72ZM77 82V83H76ZM180 82V83H179ZM221 82V83H220ZM226 82V83H225ZM230 82V83H229ZM10 83H12V84H10ZM51 83V84H50ZM57 83H58V85H57ZM73 85H71V84ZM75 83H76V85H75ZM94 83V84H93ZM129 83V84H128ZM160 83V84H159ZM214 83V84H213ZM227 83H228V85H227ZM232 83V84H231ZM2 84V85H1ZM30 86V89H29V87H28V85ZM43 84V85H42ZM53 84V85H52ZM126 85H128V86H126V85H124V88H125V86L127 87V88H125L126 90H128L129 89V87H130V82H126L125 83ZM142 84V85H141ZM145 84V85H144ZM175 84H176V87L174 88V86H175ZM209 84V85H208ZM230 84V85H229ZM238 84H240V87H241V85H242V87H241V89H239V88H237L239 85ZM249 84V85H248ZM4 85H6V86H4ZM11 85V86H10ZM14 87H13V86ZM19 85V86H18ZM22 85V86H21ZM46 85H47V87H46ZM67 85H69V86H67ZM139 85V86H138ZM149 85V86H148ZM159 85V86H158ZM166 85H168V86H166ZM193 85H195V86H193ZM238 85V86H237ZM5 87V89H4V87ZM38 86V87H37ZM39 86H41V87H39ZM44 88H43V87ZM51 88H50V87ZM57 86H58V88H60L59 90H61V91H59L58 90V88H57ZM65 87V89H64V87ZM74 86H76L77 88H73L74 90H78V91H80L79 93H76L77 92V90H76V92L75 91H72V87H74ZM148 86V87H147ZM178 86H179V88H178ZM192 88H191V87ZM206 86V87H205ZM219 86V87H218ZM233 86V87H232ZM247 88V89H245V87ZM7 87H8V91H7ZM21 87V88H20ZM24 87H25V89H24ZM31 87H32V89H31ZM34 87V88H33ZM49 87V88H48ZM145 87H146V89H145ZM150 87H152V88H150ZM249 87V92L248 93H250L251 92V88ZM13 89V91H15V92H13L12 90H10V89ZM39 88V89H38ZM41 88H43V89H41ZM46 88H47V90H46ZM55 88V89H54ZM62 88V89H61ZM67 88H68V92H67ZM141 88V89H140ZM143 88H144V90H143ZM202 88H205L204 89V91H203V89ZM218 88V89H217ZM225 88V89H224ZM232 88H233V91H232ZM235 88H237V89H235ZM244 88V89H243ZM263 88H264V86H263ZM15 89V90H14ZM27 89V90H26ZM36 89H37V91H36ZM49 89V90H48ZM64 89V92L62 91ZM71 89V90H70ZM148 89V90H147ZM195 89V90H194ZM235 89V90H234ZM243 89V90H242ZM23 90V91H22ZM28 90H31V92L30 91H28ZM39 90V91H38ZM40 90H41V92H40ZM42 90H44V92L42 93ZM53 92L54 91V95H52V97L50 96V97H48L49 98V100H48V98L46 97L44 100H43V98L45 97V94L46 95H48L47 93H49L50 95L51 94H53V93H51V91ZM56 90H58L61 94L59 95V92L58 91H56ZM158 90V89H157ZM167 90V89H166ZM181 90V91H180ZM207 90V91H206ZM211 90V91H210ZM224 90V91H223ZM226 90V91H225ZM230 92H229V91ZM237 90H239V92L237 91ZM241 90V91H240ZM11 91V92H10ZM24 93H22V92ZM27 91H28V93H27ZM32 91H34V92H32ZM50 91V92H49ZM55 91L57 92V95H56V93H55ZM71 91V92H70ZM137 91V92H136ZM204 93H203V92ZM221 91V92H220ZM228 91V92H227ZM19 93V97H17L16 95ZM36 92V93H35ZM40 92V93H42V94H38V93ZM183 92V93H182ZM7 93V94H6ZM11 93H12V95H11ZM15 93V94H14ZM21 93V94H20ZM73 93L75 94L74 95V97H73ZM181 95H180V94ZM222 93V94H221ZM227 93V94H226ZM229 93V94H228ZM10 94V95H9ZM44 94V95H43ZM68 94V95H67ZM71 94V95H70ZM82 94H84L83 96H82ZM215 94V95H214ZM224 94V95H223ZM226 94V95H225ZM234 94V95H233ZM236 94V95H235ZM3 95H7V97L6 96H3ZM30 95V96H29ZM31 95H35L34 96V98L31 96ZM58 95L60 96L59 98H58ZM79 95V96H78ZM90 96L91 98H93V100H95V103H94V101L92 102L90 99L91 98H89L88 96ZM207 95V96H206ZM209 95V96H208ZM210 95H212V96H210ZM219 95H220V97H219ZM222 95V96H221ZM11 96V97H10ZM22 96V97H21ZM25 96H26V98H25ZM54 96V97H53ZM56 96H57V98H56ZM67 96L69 97V101H68V99H67ZM193 96H195V97H193ZM197 96H199V97H197ZM218 96V97H217ZM233 96V97H232ZM14 97V98H13ZM31 97V98H30ZM38 97V98H37ZM42 97V98H41ZM70 97H72V98H70ZM76 97V98H75ZM77 97H78V99H77ZM81 97V98H80ZM86 97H88V99H85ZM191 97V98H190ZM212 97V98H211ZM214 97V98H213ZM225 97V98H226ZM230 97V98H229ZM5 100H4V99ZM18 98V99H17ZM51 98V99H50ZM205 98V99H204ZM218 98H221V99H218ZM8 99V101H6ZM13 99V100H12ZM20 99H23V101L22 100H20ZM31 101H30V100ZM53 99V100H52ZM55 99H57V100H55ZM61 99V100H60ZM194 99V100H193ZM209 99H211V101H209L208 103H206L207 102V100H209ZM24 100H28L27 102H30V103H26V101H24ZM34 100V101H33ZM46 100H47V102H46ZM55 100V101H54ZM61 102H60V101ZM122 100V101H121ZM189 100V101H188ZM52 101V102H51ZM57 101V102H56ZM59 101V102H58ZM72 101V102H71ZM73 101H75V103H77V101H79V103H77L78 105L80 104V103H82V108H80L77 104H76V106L74 105V102ZM100 101V102H99ZM191 101V102H190ZM195 101H197L196 102V104H195ZM201 101V102H200ZM203 101V102H202ZM6 102H7V105H6ZM33 102H35V103H33ZM37 102V103H36ZM53 104H51V103ZM69 102H71V103H69ZM85 102H88V103H85ZM121 102H122V104H121ZM184 102V103H183ZM185 102H186V104H185ZM13 103V104H12ZM22 103V105H20ZM25 104V109H24V104ZM31 103H33L32 105H31ZM41 103V104H40ZM45 104V105H43V104ZM48 103V105L46 106V104ZM66 103H67V105H66ZM89 103H90V105H89ZM103 103V104H102ZM200 103V104H199ZM2 104V105H1ZM5 106H4V105ZM16 104V105H15ZM50 104V105H49ZM58 104V105H57ZM74 105V106H72V105ZM204 104V105H205ZM256 104H257V106H256ZM261 106H260V105ZM10 105V106H9ZM12 105V106H11ZM19 105H20V107H19ZM31 105V106H30ZM71 105V106H70ZM104 105H106V106H104ZM191 107H189V106ZM263 105V106H262ZM3 106V107H2ZM6 106H9L8 108L6 107ZM15 106V107H14ZM29 106V107H28ZM40 106V107H39ZM49 106L50 107H52V108H54V109H50L49 108ZM63 106V107H62ZM68 106V107H67ZM80 108H78V107ZM87 106H89V107H87ZM91 106V107H90ZM94 106V107H93ZM118 106V107H117ZM193 106V107H192ZM259 106H260V108H259ZM22 107H23V110H22ZM30 107H32V108H30ZM36 107V108H35ZM43 107L45 108V109H43ZM49 108L48 110H47V108ZM59 107H61V110H60V108ZM69 107H73L74 109H73V113L70 111H68V108ZM255 109H254V108ZM257 107V108H256ZM2 108H3V114H1L2 113ZM7 108V109H6ZM11 108V109H10ZM18 108V109H17ZM21 110H20V109ZM59 108V109H58ZM66 110V111H68L69 113H71L72 115H71V117H70V115H69V113L67 114V112L66 111H64V109ZM75 108H78L77 110H75ZM99 110H98V109ZM105 108V109H104ZM120 108V109H119ZM248 108V109H247ZM40 109V110H39ZM43 109V110H42ZM63 109V110H62ZM72 109V108H71ZM87 109V110H86ZM97 109V110H96ZM241 109V108H240ZM259 109V110H258ZM263 110V112L261 113V111ZM11 111V112H8V111ZM17 110V111H16ZM20 110V111H19ZM27 110H28V112H27ZM38 110V111H37ZM55 110H56V115H59V116H56L55 115ZM69 110H70V108H69ZM92 110V111H91ZM96 110V111H95ZM104 110V111H103ZM108 110V111H107ZM117 110V111H116ZM194 110V111H193ZM252 110V111H251ZM256 110L257 111H259V112H256ZM19 111V113H16V112H18ZM29 111H31V113L29 112ZM34 111H35V113H34ZM37 111V112H36ZM42 111V112H41ZM44 111V112H43ZM51 111V112H50ZM59 113H61L62 111V113L64 114V112H66L64 115L61 113V114H59ZM75 111V112H74ZM82 111H84V112H82ZM89 111H90V113H89ZM237 111V112H236ZM240 111V110H239ZM246 111H248V112H246ZM249 111H251L252 112V115H251V112H249ZM254 111V112H253ZM5 112V113H4ZM13 112H14V114H13ZM26 112H27V114H26ZM48 112H50V113H48ZM86 112V113H85ZM98 112V113H97ZM100 112V113H99ZM112 112V113H111ZM191 112V113H192ZM212 112H214V111H212ZM233 112H235V114L233 113ZM9 114V116H8V114ZM10 113H12V114H10ZM37 113V114H36ZM39 113V114H38ZM43 113V114H42ZM49 114V116L48 115H46V114ZM58 113V114H57ZM82 113V114H81ZM106 113V114H105ZM187 113V114H188ZM246 113H248V114H246ZM250 113V114H249ZM263 115H261V114ZM21 114V115H20ZM29 114V115H28ZM30 114H31V116H36L35 118L34 117H31L30 116ZM42 114V115H41ZM79 114V115H78ZM216 114H217V116H218V118L216 117ZM225 114L227 115V116H225ZM237 114V115H236ZM22 115H24L23 116V118H25V120L23 121V119L21 118V116ZM30 116L29 118H28V116ZM38 115V116H37ZM61 115V116H60ZM67 115H69V116H67ZM81 115V116H80ZM96 118V120H94V117ZM96 115V116H95ZM106 115V116H105ZM230 115H233V117L232 116H230ZM235 115V116H234ZM7 116V117H6ZM13 116H14V118H13ZM25 116H27V117H25ZM45 116H48V117H44ZM54 118H53V117ZM67 116V117H66ZM109 116V117H108ZM222 116V117H221ZM229 116H230V118H229ZM238 116V117H237ZM244 117V118H246V119H242L241 117ZM6 117V118H5ZM65 117V118H64ZM73 117H76V118H73ZM81 117H82V120H80L81 119ZM87 117V118H86ZM91 117V118H90ZM92 117H93V119H92ZM104 117H106L105 119H104ZM191 117V118H190ZM232 117V118H231ZM235 117H236V119H235ZM253 117V118H252ZM255 117V118H254ZM257 117V118H256ZM14 120H13V119ZM28 118V120L26 121V119ZM42 118V119H41ZM50 118V119H49ZM79 118V119H78ZM98 118V119H97ZM100 118H102V119H100ZM188 118V119H187ZM190 118V119H189ZM215 118V119H214ZM226 120H225V119ZM229 118V119H228ZM233 118H234V120H233ZM21 119V120H20ZM37 119V120H36ZM63 119V120H62ZM71 121H70V120ZM91 119V120H90ZM104 119V120H103ZM205 119H206V117H205ZM205 119H203V120H205ZM238 119V120H237ZM34 120V121H33ZM43 120V121H42ZM45 120V121H44ZM53 120V121H52ZM56 120V121H55ZM76 120V121H75ZM90 121V123H91V126H89L90 124H88L89 122L88 121ZM95 122H94V121ZM99 120V121H98ZM193 120V121H192ZM229 120H230V122H229ZM231 120H232V122H233V124H232V122H231ZM235 120L237 121V122H235ZM240 120V121H239ZM13 121H15V122H13ZM23 121V122H22ZM27 123H26V122ZM32 121V122H31ZM40 121H41V123H40ZM60 121V122H59ZM75 122V123H73V122ZM106 121V122H107ZM189 121H191L190 122V124L188 123ZM222 121V122H223ZM30 122V123H29ZM43 122V123H42ZM52 122V123H51ZM67 123V122H69V123H67V124H69V125H67V124H65V123ZM81 122V123H80ZM86 122H88V123H86ZM92 122H94V123H92ZM240 122H242V123H240ZM245 122V123H244ZM3 123H4V125H3ZM7 123V124H6ZM12 123V124H11ZM72 123V124H71ZM77 123H78V126L76 127V125H77ZM83 123V124H82ZM86 123V124H85ZM100 123V124H99ZM198 123V124H199ZM227 123V124H226ZM239 123V124H238ZM244 123V124H243ZM6 124V125H5ZM16 124V125H15ZM18 124V125H17ZM26 124V125H25ZM60 124V125H59ZM85 124V125H84ZM195 124V123H194ZM231 124H232V126H231ZM235 124L237 125V127L235 126ZM243 124V125H242ZM11 125H12V127H13V129H12V127H11ZM33 125V126H32ZM40 126V127H38V126ZM66 125V126H65ZM81 125V126H80ZM83 125V126H82ZM228 125V126H227ZM246 125V127L244 128L243 126H245ZM254 125V126H253ZM9 127L8 129H7V127ZM16 128H15V127ZM31 126V127H30ZM43 126V127H42ZM49 126V127H48ZM54 126H55V129H56V131H58V130H60L59 131V133L57 134L58 136H57V139H56V132L54 131L55 129H54ZM67 126H68V128H67ZM87 126V127H86ZM189 126H191V128L189 127ZM196 126V125H195ZM229 126H230V130H231V132L233 131L232 130V128L234 129V131L233 132H235V134L234 133H231L230 132V130H229ZM240 126H242V128L243 129H245V131L246 132H244V130L240 127ZM18 127V128H17ZM58 127V128H57ZM63 128V129H61V128ZM74 127H76V128H74ZM79 127H81V128H79ZM185 127H188V128H185ZM234 127H236V128H238V129H236V128H234ZM239 127H240V129H239ZM22 130H21V129ZM37 128V130H35ZM40 128V129H39ZM44 128V129H43ZM90 130H89V129ZM186 130H185V129ZM200 128V127H199ZM204 128V129H203ZM221 128V129H220ZM224 128H226V129H228L227 130V133H225L226 132V130H224ZM24 129V130H23ZM29 129V130H28ZM35 130V131H32V130ZM46 129L48 130V131H46ZM74 129V130H73ZM93 129V130H92ZM192 129V130H191ZM194 129V130H193ZM205 129H208V130H205ZM212 129H214L213 130V133L211 134V132H212ZM242 129V130H241ZM8 130H10V131H8ZM18 130H20V131H18ZM28 130V131H27ZM38 130H39V133H38ZM40 130H42L41 132H40ZM45 130V132H46V134H45V136H44V134H42L41 136L39 135L40 133H42L43 131ZM50 130H52L51 132H50ZM78 130V131H77ZM180 130H182V131H180ZM202 130V131H201ZM204 130V131H203ZM220 130H223V131H220ZM236 130H237V132H236ZM241 132H239V131ZM248 130V131H247ZM262 131L261 133H260V131ZM17 131V132H16ZM64 131H66L65 133H64ZM75 133H74V132ZM91 131V132H90ZM199 131V132H198ZM201 131V132H200ZM228 131L231 133H229V136H227L226 134H228ZM253 131L256 133H258V131H259V135L256 133H253ZM6 132H8V133H6ZM16 132V133H15ZM34 132V133H33ZM36 132V133H35ZM55 132V133H54ZM60 132H62L61 134H60ZM71 134H70V133ZM181 132V133H180ZM186 132V133H185ZM204 132V133H203ZM208 132H210V133H208ZM217 132V133H218ZM9 133H10V136H11V138H10V136H9ZM12 133H13V135H12ZM24 133V135H22ZM29 133V134H28ZM64 133V134H63ZM67 133H68V137H67ZM171 133V134H170ZM216 133V135H218V139L219 138H221V137H223L224 135H219V133L217 134ZM28 134V135H27ZM34 134V135H33ZM35 134H36V136H40V139H38V138H36V136H35ZM50 134V135H49ZM61 136H63V139H62V137H60V135ZM66 134V135H65ZM189 134V135H188ZM193 134V135H192ZM204 134V135H203ZM213 135V136H211L212 138H210V139H205V138H207V137H210V136H207V135ZM232 134H234V135H232ZM20 135H21V137H20ZM27 135V136H26ZM29 135H33V136H35L34 138L31 136V138H29L30 136ZM55 135V136H54ZM64 135H65V137H67V139L68 140H66V138H64ZM71 135V137H69ZM206 135V136H205ZM249 135V136H248ZM253 135V136H252ZM7 136V137H6ZM16 136H17V138H16ZM29 136V137H28ZM48 136V137H47ZM72 136H73V138H72ZM88 136V135H87ZM90 136V135H89ZM99 136H103V134L101 133ZM193 136V137H194ZM245 136H246V139H245ZM258 136V137H257ZM20 137V138H19ZM23 137V138H22ZM25 137V138H24ZM49 137L51 138V140L49 139ZM199 137V138H200ZM15 138V139H14ZM29 138V139H28ZM36 138V139H35ZM53 138V139H52ZM58 138H61V139H58ZM71 138L72 139H74L75 140V142H74V140H72L71 141ZM234 138V137H233ZM255 138V139H254ZM261 139L260 141H258L259 139ZM6 139V140H5ZM8 139H11V141L9 140V142L7 141ZM14 139V140H13ZM18 139V140H17ZM19 139H20V142H18L19 141ZM26 139V140H25ZM31 139H32V141H31ZM33 139H35L34 140V142H36L37 144H35L34 142H33ZM45 139V140H44ZM200 139V140H201ZM217 138H216V140H218ZM224 139H225V137H224ZM228 139V138H227ZM248 139V140H247ZM250 139H251V141H250ZM257 139V140H256ZM5 140V141H4ZM12 140H13V142L14 143H11L12 142ZM47 140V141H46ZM54 140V141H53ZM58 140V141H57ZM64 140V141H63ZM90 139H88L87 140V142L89 141ZM263 140V141H262ZM24 141H26L25 143H24ZM38 141H40V143L38 142ZM221 141V140H220ZM238 141V142H239ZM21 142H23V143H21ZM45 142H47V143H45ZM58 144H57V143ZM62 142H63V144H62ZM71 142V143H70ZM86 141H84V142H82V143H84L82 146H87V145H90L91 144V142H86ZM231 143V145H229V143H227V145L229 146V148L231 149H235L238 145H239V143L237 144V146H236V144H233L232 142H233V140L232 141H230ZM244 142H245V144H244ZM258 142V143H257ZM6 143V144H5ZM18 143V144H17ZM21 143V144H20ZM32 143V144H31ZM34 143V144H33ZM53 143H56L55 145H57L55 148L57 149V151H55L56 149L54 148L53 149V146H54V144ZM61 143V144H60ZM74 143V144H73ZM90 143V144H89ZM250 143H252V144H250ZM7 145L6 146V148H8V149H6L5 148V146L4 145ZM8 144H12V145H10L9 147H8ZM13 144H15L14 146H13ZM23 144V145H22ZM28 146H27V145ZM39 144L40 145H43V146H40V148H38V146H39ZM52 144V145H51ZM64 144L66 145V148L67 149H69V150H67L66 148H65V146H64ZM76 144V145H75ZM20 145H22L23 147H21ZM32 147H34V148H32ZM69 145V146H68ZM77 145H78V147H77ZM227 145H225L226 147H228ZM235 145V146H234ZM249 145V146H248ZM2 146V147H1ZM11 146H13V147H11ZM17 148H16V147ZM20 146V147H19ZM37 146V150L38 151H36V147ZM48 147V149H49V146H51L52 147V150L53 151H55L56 153H54L53 151H48L47 150V147ZM58 146H60L61 148L60 149H58L57 147ZM81 146V147H82ZM222 146V145H221ZM225 146H224V148H225ZM231 146V147H230ZM30 147V148H29ZM44 147V148H43ZM50 147V148H51ZM62 147H63V149L65 150H63L62 149ZM69 147H73V148H69ZM223 147V146H222ZM254 147V148H253ZM258 147V148H257ZM1 148H3V149H1ZM11 148H13L14 150H12ZM21 148H23L22 150H21ZM46 148V149H45ZM237 148H239V146L237 147ZM235 149V150H238V149ZM11 149V150H10ZM17 149V150H16ZM29 149H31V154L33 155H31V154H29L27 151H29ZM39 149H41V150H39ZM75 149V148H74ZM248 149H249V151H248ZM250 149H251V151H250ZM4 150V151H3ZM33 150V151H32ZM46 152V150L49 152H47V153H44V151ZM51 150V149H50ZM59 150V151H58ZM16 153H14V152ZM20 151H22L21 153H20ZM36 151V152H35ZM41 151V153L43 154V156H41L42 154L41 153H39ZM43 151V152H42ZM62 151V152H61ZM14 154H13V153ZM51 152H53L50 156H51V158H49L50 156L49 155H47V156H45L44 157V154L46 155V154H50ZM255 152V153H254ZM258 152V153H257ZM8 153V154H7ZM20 153V154H19ZM38 153V154H37ZM250 153V154H249ZM262 153V154H261ZM4 154V155H3ZM28 154V156H26ZM37 154V155H36ZM257 154V155H256ZM1 155H2V157H1ZM7 155H9V156H7ZM22 155H24V156H22ZM30 155V156H29ZM255 155V156H254ZM26 156V157H25ZM49 156V157H48ZM5 157H6V159H5ZM21 157V158H20ZM25 157V158H24ZM28 157H30V158H28ZM32 157V158H31ZM35 157V159H33ZM37 157H39L38 158V160H40V161H38L36 158ZM261 157V158H260ZM9 158V159H8ZM13 158V159H12ZM20 158V159H19ZM22 159H24V161L22 160ZM26 159V160H25ZM27 159H28V164H27V162H25V161H27ZM30 159V160H29ZM43 159H45V160H43ZM51 159V160H50ZM55 160V159H54ZM32 161L34 162V163H36V164H32ZM37 161V162H36ZM7 162V163H6ZM17 162V163H16ZM23 162V163H22ZM29 162H31V163H29ZM46 162H48V161H46ZM50 162V163H51ZM4 163V164H3ZM22 163V165H21V167L19 166L20 164ZM49 163V162H48ZM48 163H46L47 165H48ZM14 164V165H13ZM23 164H25L26 165V168H27V170H26V168H25V166L23 165ZM45 164V165H46ZM31 165V167H28V166H30ZM3 167V168H2ZM15 167V169H13ZM35 166H33V168H34ZM20 168V169H19ZM23 168H25L24 170H25V173H23ZM29 168V169H28ZM12 169V170H11ZM8 170V171H7ZM20 170V171H19ZM5 171V172H4ZM10 172V173H9ZM21 172V173H20ZM19 173V174H18ZM7 174V175H6ZM12 175V177L14 176V175H16V176H14L13 178L12 177H10L11 175ZM18 174V175H17ZM23 174V175H22ZM8 177H10L11 179L9 180V178ZM5 180V182H2V181H4ZM9 182H11V183H9ZM6 184V185H5ZM1 199V198H0ZM1 201V200H0ZM3 212V213H2ZM2 212H0V216H2V219H0V240L1 241H4V242H6V243H10V242H15L16 241V239H18L21 235L20 234H25V232H30V230L28 229V227L25 229L24 228V225H23V227H21V224H16V223H18V222H16V220L17 219H12L11 220V218L9 219L8 217L7 218H3V217H6V214H5V212L2 210ZM1 213L3 214V215H1ZM5 215V216H4ZM1 218V217H0ZM5 219V220H4ZM9 219V220H8ZM1 221H2V223H1ZM13 223H12V222ZM11 224V226L9 225V223ZM4 223V224H3ZM6 225H9V227H7ZM20 226L19 228H21V230H23V229H25V230H23V232H21L20 231V229L18 228V226ZM2 227V228H1ZM11 227V228H10ZM8 228V229H7ZM10 228V229H9ZM15 228H16V230H15ZM9 230H11V231H9ZM3 232H4V234H3ZM8 232H10V233H8ZM15 232V233H14ZM19 232V233H18ZM6 234V235H5ZM11 234V235H10ZM18 237V238H17ZM253 239V238H252ZM241 240H237V241H235L234 242V244L232 243L231 244V246L233 245V247H231V248H233V250H236L237 248V250L238 251H241V250H239V249H242L243 247L241 246V248L240 247H238V245L240 246L241 244H244L243 243V240H242V242H240ZM254 240H252L251 242L255 245V242H253ZM251 243V245H250V243H249V245H245V247H244V249H242V251H247L246 252V254L248 253V255L249 254H251V255H247L248 256V258L247 259H249L250 260V258H252L253 259V262H252V260H251V262L253 263V264H264V255H263V253H264V248L262 247V248H260L259 246H253V244ZM146 245V244H145ZM147 246V248L145 247V253H144V247H143V251H141L142 253H144L143 255H142V253L141 254H139L140 255V257L138 258V257H136L137 259H135L136 261H132V264H163V263H165V262H167L168 260H166V259H169V257H167V256H165L166 258H164L165 259V261H164V259L162 258V257H156V259L153 257V258H151L152 260H150L149 258H147V253H151L153 250H152V248H153V246H149L148 247V245H146ZM249 246H251L250 248H249ZM253 247V248H252ZM256 247V248H255ZM257 247H259V248H257ZM252 248V249H251ZM255 248V249H254ZM147 249H151L150 251L148 250L147 251ZM246 249V250H245ZM236 250V251H237ZM259 250V251H258ZM114 251V250H113ZM115 251H117V250H115ZM251 251V252H250ZM262 251V252H261ZM118 252V251H117ZM117 252L115 253L114 252V254L112 253L111 255L110 254H108L107 256H106V258H108L107 259V261H105V263L106 264H123L122 263V261L121 260H119V258H121V257H119L120 255H119V253L117 254ZM147 252V253H146ZM254 252V253H253ZM260 252V253H259ZM149 253V254H150ZM117 255H119L118 257H117ZM263 255V256H262ZM11 256V255H10ZM8 257L7 255L5 256L4 254H3V258H5L4 260L2 259V261H0L1 263L0 264H12L13 262V264H15V263H17V264H21V263H18L17 262V260H16V257H14V256H11V257ZM109 256V257H108ZM150 256V255H149ZM8 257V258H7ZM250 257V258H249ZM9 258H11V259H9ZM15 258V259H14ZM146 258V259H145ZM122 259V258H121ZM256 259V260H255ZM134 260V259H133ZM148 260H149V262H148ZM159 260H160V262H159ZM249 260H242V261H244L243 263L242 262H239V261H237L236 262V264H238V262H239V264L241 263V264H248L250 261ZM259 260V261H258ZM16 261V262H15ZM138 261V262H137ZM163 261V262H162ZM247 261H249V262H247ZM255 261H257V262H255ZM134 262V263H133ZM147 262V263H146ZM224 262V263H223ZM223 262H221L222 264H226V262H227V264H228V261H223ZM233 262V261H232ZM232 262L231 261H229V263H231L232 264ZM250 262V264H252ZM104 263V264H105ZM234 264H235V261L233 262ZM166 264V263H165Z\"/></svg>",
    "mask_w": 264,
    "mask_h": 264
}]
</instances>
